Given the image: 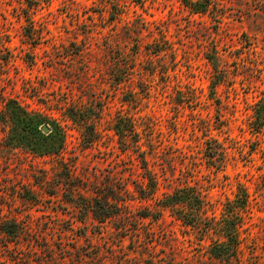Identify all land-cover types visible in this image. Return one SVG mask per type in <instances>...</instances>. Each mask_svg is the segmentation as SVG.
I'll list each match as a JSON object with an SVG mask.
<instances>
[{"label":"rangeland","instance_id":"obj_1","mask_svg":"<svg viewBox=\"0 0 264 264\" xmlns=\"http://www.w3.org/2000/svg\"><path fill=\"white\" fill-rule=\"evenodd\" d=\"M184 1L48 0L27 17L26 1L0 0V225L20 227L15 243L0 230V264H228L213 256L216 233L202 238L169 210L141 219L154 203L138 198L140 160L117 133L132 118L158 198L199 185L208 215L222 219L248 197L232 264H264V132L249 128L264 97V0H213L205 15ZM161 49L171 50L154 54ZM216 72L223 82L213 90ZM7 99L64 127L59 157L6 147ZM195 114L226 147L224 172L202 159L207 137ZM99 195L119 215L99 220Z\"/></svg>","mask_w":264,"mask_h":264},{"label":"trees","instance_id":"obj_2","mask_svg":"<svg viewBox=\"0 0 264 264\" xmlns=\"http://www.w3.org/2000/svg\"><path fill=\"white\" fill-rule=\"evenodd\" d=\"M27 4L26 6L27 17L31 16L32 11H38L48 0H23ZM186 8L193 14L205 15L210 13L215 7L213 0H187L184 1ZM171 49L157 50L156 55H161L164 52H169ZM126 66H128L126 64ZM125 81L123 79H117L116 85L120 86ZM223 82L219 74L214 75V82L216 86ZM185 98V97H184ZM195 97V100H197ZM212 100H216L213 99ZM183 99L178 102L179 106L183 105ZM217 102V101H216ZM5 117L4 120L9 125V132L5 138V145L9 149H23L26 152L37 157H59L66 145V131L64 127L56 119H48L46 115L39 112L32 111L28 107L24 106L17 99H7L5 103ZM72 112V115L68 117L73 120H80V123L88 124L89 120L81 117L79 109H65V114ZM198 120L201 123V128L204 132V136L207 137L205 142V150L203 151L202 159L205 160L209 168L214 169L216 173L224 172L228 164V152L226 147L218 143L210 136L212 125L204 120L200 114ZM84 118V119H83ZM122 122V121H121ZM121 124V123H120ZM117 127V133L121 137L122 142H126L140 161V168L143 171L142 180L135 187V192L140 200L154 203V210H150L148 214H145L141 219H151L153 221H159L164 212L169 210L172 215L182 223V225L190 227L192 229H200L202 238L207 237L210 232H214L222 240L219 244H216L217 253L213 255L220 263L232 264L233 261L239 257L240 254V229L245 221V210L249 204L248 197L242 201H231L230 209L225 210L222 213V219L217 217H210L208 215L209 207L207 201L203 196V191L199 185L191 186L187 182L183 186L177 188L172 194L165 195L163 198H158L157 193L160 189V181L158 176L149 167V161L147 158L148 151L144 149L146 145L142 142V137L137 131L138 125L134 118L128 119L127 129L121 131V127ZM44 126H52L49 133L43 131ZM249 128L251 132L257 136L264 132V97L255 103L253 106V113L249 122ZM130 138V143L128 142ZM98 141L96 134L91 133L86 138V145L88 147L93 146ZM148 147V146H147ZM127 149V150H128ZM194 161L191 165L187 164V167L192 172L198 170L199 162ZM195 167V168H194ZM239 191H243L242 186H239ZM245 191V190H244ZM100 199L96 200L95 206L92 210L99 220L109 219L113 215H117L118 212H111L109 207V197H103L99 195ZM91 210V209H90ZM154 211V212H153ZM119 215V214H118ZM2 234L7 238L9 242L15 241L20 233V227L14 222H3L0 225ZM14 238V239H13ZM202 240V239H201Z\"/></svg>","mask_w":264,"mask_h":264},{"label":"water","instance_id":"obj_3","mask_svg":"<svg viewBox=\"0 0 264 264\" xmlns=\"http://www.w3.org/2000/svg\"><path fill=\"white\" fill-rule=\"evenodd\" d=\"M43 131H44L45 133H49V132H50V128H49L48 126H44V127H43Z\"/></svg>","mask_w":264,"mask_h":264}]
</instances>
